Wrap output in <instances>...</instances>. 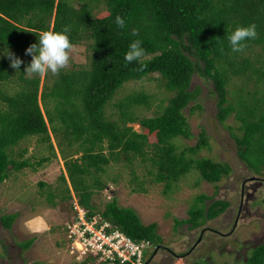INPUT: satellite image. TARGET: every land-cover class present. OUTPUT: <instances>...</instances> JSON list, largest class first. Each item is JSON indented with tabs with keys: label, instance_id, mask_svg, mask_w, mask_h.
<instances>
[{
	"label": "trees",
	"instance_id": "16d2710c",
	"mask_svg": "<svg viewBox=\"0 0 264 264\" xmlns=\"http://www.w3.org/2000/svg\"><path fill=\"white\" fill-rule=\"evenodd\" d=\"M99 3L105 5L101 15L95 12ZM117 15L125 20L122 29L115 23ZM250 24L256 25V38L247 40L243 51L232 52L227 35L237 26ZM66 26L73 45L88 42L89 64L63 68L58 74L46 73L44 85L42 76L24 74L32 59L25 54L26 49L38 42L37 34L61 31ZM136 39L142 41L146 55L140 62L129 63L124 55ZM258 46L261 52H257ZM7 48L24 62L20 71L12 68L11 58L3 54ZM155 73L165 79L166 89L172 93L161 112L144 118L135 114L133 105L151 106V97L142 92L126 95L119 103L120 120L107 116L109 103L126 83ZM196 75L212 81L217 117L222 123L234 112L228 91L231 76L246 75L262 81L259 100L264 107V0H0V184L10 177L12 169H36L57 157L54 133L66 166V173L59 176L65 184L62 203L72 199L70 206L75 208L73 191L77 203L86 209L87 219L99 218L98 227L109 222L108 231L118 229L137 242L149 241L159 248L163 239L157 222L144 223L134 208L121 206L116 197L101 210L94 196H101L107 188L100 174L106 173L107 166L121 155H131V161L140 158L150 162L148 172L155 182L165 183L166 189L193 168L214 184L230 174L231 166L224 161L188 155L210 146L205 130L200 132L196 145L178 150L175 143L178 137H194L186 109L201 94L200 87H192ZM15 82L18 88L11 93L7 86ZM239 103L242 105V100ZM197 106L195 103L191 109ZM241 112L245 129L238 139L243 145L241 155L260 172L264 164V116L249 121L257 114L245 108ZM129 123H139L148 133ZM153 133L158 135L157 142L149 139ZM30 137L46 143L50 154L31 161L24 157L27 149L14 151ZM14 154L24 158L16 159ZM250 154L257 157L253 162L247 159ZM142 185L138 184L134 191L144 190ZM50 197L49 203L54 205L55 195ZM197 199L202 205L192 207L190 217L177 219L178 224L188 222L198 228L230 206L229 201L206 194ZM208 200L211 202L207 205ZM75 211L77 215L76 208ZM18 216L10 213L0 219L4 227L11 229ZM32 242L27 240L25 248ZM84 261L90 264L94 258L88 256ZM244 264H264V243L252 249Z\"/></svg>",
	"mask_w": 264,
	"mask_h": 264
},
{
	"label": "rangeland",
	"instance_id": "374dc122",
	"mask_svg": "<svg viewBox=\"0 0 264 264\" xmlns=\"http://www.w3.org/2000/svg\"><path fill=\"white\" fill-rule=\"evenodd\" d=\"M95 12L98 15L103 14L105 5L99 3ZM256 50L262 51L259 46ZM89 62L88 42H83L74 45L65 68L77 69ZM42 78L44 85V75ZM17 82L14 86H7L11 93L18 88ZM196 86L201 88V94L186 109L194 137H178L175 143L178 150L196 145L200 132L205 130L210 146L195 155H188L224 161L231 166L229 175L214 184L204 180L200 171L193 168L179 181L174 182L170 189H166L165 183L155 182L148 172L151 168L150 162L144 163L140 158L131 161V155H121L118 161H112L107 166L106 173L100 174L107 188L101 191V196L97 193L94 196V202L99 209L102 210L107 202L116 197L121 206L134 208L144 223H158V233L163 239L162 247H147L148 255L144 264H193L196 261L205 264H244L252 249L264 243V164L260 165V172L253 169L242 158L243 145L238 140L245 133L242 127L244 121L239 117L243 115V108L257 114L249 121H257L261 115L264 116L263 102L259 100L263 94V83L256 77L231 76L228 91L234 112L224 123L217 117V99L212 81L196 75L192 87ZM142 92L151 97V106L133 105L132 108L139 118L161 112L172 96L166 89L165 79L159 73L151 74L143 80L126 83L109 103L107 116L120 120L119 103L126 95ZM241 100L242 105L239 103ZM195 103L199 107L192 110ZM129 125L140 132L148 133L139 123ZM53 137L57 146V157L53 156L51 161L37 166L36 169L32 166L19 171L12 169L10 177L0 184V217L10 213L19 215L11 229L4 227L0 219V264H89L67 236L68 223L76 216V211L70 206L73 204L72 199L65 203L60 200L65 184L59 176L63 171L66 173V166L54 133ZM157 138L155 133L149 134L151 142H157ZM65 141L62 138V142ZM24 149H27L24 157L31 158V161L50 154L48 145L40 142L37 137L22 141L14 151L20 152ZM66 149L68 150V143ZM14 156L16 159L24 158L18 154ZM256 158L251 154L247 156L252 162ZM40 182H45L46 185L41 186ZM141 183L144 190L134 191ZM72 193L75 202L77 197L73 191ZM50 194L55 195L54 205L49 203ZM201 194L213 196V199L227 200L230 206L218 218L205 221L198 228H192L188 222L178 224L177 219L190 217L189 211L192 207L202 205L197 199ZM210 202L208 200L206 204ZM29 239H33V242L30 247L25 248V242ZM90 264L101 262L91 261Z\"/></svg>",
	"mask_w": 264,
	"mask_h": 264
},
{
	"label": "clouds",
	"instance_id": "9594fccd",
	"mask_svg": "<svg viewBox=\"0 0 264 264\" xmlns=\"http://www.w3.org/2000/svg\"><path fill=\"white\" fill-rule=\"evenodd\" d=\"M115 23L122 29L125 26V20L117 15ZM70 29L66 26L61 31H43L38 35V42L33 43L26 49V55L32 57L30 64L25 66L24 74L43 76L46 73L58 74L65 68L70 61V54L74 45L69 38ZM137 35V33H133ZM257 36L256 25L237 26L227 35L228 45L232 52H241L246 46V41L254 39ZM3 54L11 58V67L19 70L24 62L8 48ZM146 55L142 47V41L136 39L129 44L124 59L132 63L140 62ZM153 246V245H152ZM150 254V253H149ZM148 255V254H146Z\"/></svg>",
	"mask_w": 264,
	"mask_h": 264
},
{
	"label": "built area",
	"instance_id": "2783aa9c",
	"mask_svg": "<svg viewBox=\"0 0 264 264\" xmlns=\"http://www.w3.org/2000/svg\"><path fill=\"white\" fill-rule=\"evenodd\" d=\"M75 208L78 211L73 220L68 223V238L75 244L82 255L91 256L101 264H116L118 261L125 264H144L146 248L152 246L149 241L137 242L124 232L113 229L109 222L98 227V217L92 221L87 219V211L77 201ZM72 222V223H71ZM86 259V258H85Z\"/></svg>",
	"mask_w": 264,
	"mask_h": 264
},
{
	"label": "flooded vegetation",
	"instance_id": "af4514ba",
	"mask_svg": "<svg viewBox=\"0 0 264 264\" xmlns=\"http://www.w3.org/2000/svg\"><path fill=\"white\" fill-rule=\"evenodd\" d=\"M240 210H241V206H240ZM237 224L235 223V225L234 226H236ZM258 246V245H257ZM255 248V247H254Z\"/></svg>",
	"mask_w": 264,
	"mask_h": 264
}]
</instances>
